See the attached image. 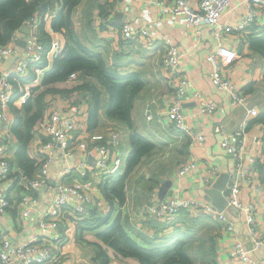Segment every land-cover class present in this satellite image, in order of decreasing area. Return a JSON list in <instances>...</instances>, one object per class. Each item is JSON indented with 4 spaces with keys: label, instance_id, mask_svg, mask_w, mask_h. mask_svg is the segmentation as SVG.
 Wrapping results in <instances>:
<instances>
[{
    "label": "crops",
    "instance_id": "crops-1",
    "mask_svg": "<svg viewBox=\"0 0 264 264\" xmlns=\"http://www.w3.org/2000/svg\"><path fill=\"white\" fill-rule=\"evenodd\" d=\"M43 1H46L47 4L45 10L47 15L42 19L41 25H43L46 35L41 32V36L46 45H49L46 54L48 66L39 70L37 77L28 82V86L25 88L36 86L41 89L46 88V86L41 85L43 75L52 66L55 54L65 45L63 33L54 30L52 27V21L61 8L60 0ZM190 1L195 6L199 2V0ZM247 1L233 0L220 21L226 25L237 24L245 10ZM117 13H122L120 18L116 16ZM109 17H113L114 23L107 20ZM72 18L76 32L86 46L101 52L109 64L114 61V65L119 67L122 72H140L145 81L144 88L135 100L132 118L134 128L152 139L155 148L145 156L142 163L135 169L136 171L139 167L146 168L143 171L145 174L140 176L142 179L139 178L142 181L132 183L134 171L127 185V201L123 205L117 204L114 210L115 213L121 212L123 220L130 229L129 232L139 240H141L142 235L162 237L170 234L177 235L178 233L181 235L200 233L196 239L203 240L204 245L201 253L192 256V260L196 264H224L230 257L231 242L240 240L248 254L264 264V243L260 247H255L254 244L256 239L264 236V56L252 47L251 42L252 37L257 38L260 34H254L252 31L247 33L234 32L225 37L227 45L236 49L238 53L231 66L225 65V73L249 95L253 105L258 108L259 115L253 117L245 107L232 105L228 92L218 88L212 82L211 65L206 61V55L216 46V42L208 26L204 25L199 29L187 25L182 19H160L157 10L152 8L147 0H82L74 9ZM124 20L137 21L139 24L146 25L153 35L171 36L184 53L181 61V75L190 78L199 91L216 102V111L213 113L202 112L199 101L195 97L190 96L184 102L183 113L186 119L196 131L205 136V141L202 144H192L185 133L169 126L164 119V109L177 96L160 64L163 52L162 42L151 44L149 38L146 37L129 41L123 39L120 24ZM259 25L261 22L256 23L253 28ZM24 35L25 32H22L20 40L24 39ZM55 42L60 45L58 51L53 49ZM17 49L20 53L24 49V45L19 41ZM15 59L16 55L14 54L7 56L3 67L13 71ZM81 83L82 81L78 79H67L53 84L61 91L50 93L46 97L47 110L53 105H59L71 109L76 114L79 125L72 139L75 143L81 139L90 141L93 135L106 134L109 129L108 125L114 123L122 131L121 149L125 152L126 157L131 150L128 140L130 128L124 123L108 118L105 110L102 109L99 126L94 131H90L88 129V115L91 95L86 89L78 88ZM18 93L19 90L17 95H19ZM152 100L156 101L151 104L152 119H147L146 108ZM22 105L19 99H16L12 104L11 116L14 120L16 110H20ZM243 122L248 124L243 166L250 170V174L240 179L238 199L243 207H249L253 213L254 232H250L247 212L242 208L228 212V215L235 222L234 232L225 231L209 217H205L203 220L198 219L199 224L194 227H190L184 222L175 223L169 227L163 226L145 211V205L148 201L160 199V185L166 179L172 180V186L166 197H198L206 200L202 195L203 187L199 184L204 183L205 173L213 165L217 166L219 176L223 172L231 173L233 171L234 158L221 148L220 143L225 136L236 131ZM47 140L49 137L38 131L36 123L33 135L27 145V153L35 160L36 164L38 162L35 151L41 142ZM17 141L15 135L10 146L11 162L14 168L24 172L17 158ZM94 142L104 144L105 140ZM52 153L55 155L49 173V182L52 186L59 182H72L74 179H82L76 170L65 175L60 173L62 169L73 164L76 159L81 158L88 164L93 161L91 155L81 151L75 155L72 154V156H61L59 148H55ZM125 157L124 164L118 172L120 174L126 168ZM251 157L255 159L253 169L249 163ZM189 158L197 161L198 168L187 175L176 176L174 173L178 165ZM156 172L161 178L155 186V182L150 180V177ZM83 179L89 180L93 185L91 206H95L100 212L110 211L112 206L102 188L107 177H102L99 173L90 170ZM4 187L8 189L10 205L6 213L0 216V239L4 235L15 236L20 240L37 236L38 231L35 224L22 225L20 223L18 216L20 188L8 181L4 182ZM36 196L38 202L35 206L34 220L38 219L39 215L41 216V212L45 211L49 203L47 195L36 194ZM81 219L82 217L64 210L61 229L67 241L63 247L66 257L65 264H98L95 260V245L98 243L107 249L109 255L107 264H141L138 258L122 256L104 244L97 236V232L84 229L81 233V240L78 239V230L82 226L78 220Z\"/></svg>",
    "mask_w": 264,
    "mask_h": 264
},
{
    "label": "built area",
    "instance_id": "built-area-1",
    "mask_svg": "<svg viewBox=\"0 0 264 264\" xmlns=\"http://www.w3.org/2000/svg\"><path fill=\"white\" fill-rule=\"evenodd\" d=\"M233 0H199L195 6L190 0H147L148 4L157 10L158 18H171L173 20L182 19L187 25L200 29L208 26L216 42L206 55V61L211 65V78L215 86L226 90L230 101L234 106H243L253 117L259 115V110L253 105L249 95L245 93L225 73V65L231 66L236 60L238 53L236 49L229 47L225 37L229 33L252 31L253 26L261 22L264 25V0H248L240 21L235 25L222 23L221 17L229 8ZM47 15L35 13L26 20L24 25L29 27V32L24 35V49L20 53L17 43L21 39V28L14 31L7 44L0 45V216L5 214L10 205L8 189L4 187V182L20 188V198L18 200L19 219L22 225L35 224L38 235L29 239L20 240L18 237L4 235L0 239V264H65L66 257L63 252L66 236L61 227L64 210H68L73 215L89 214L92 205L93 188L89 180L83 179L88 171H94L102 177L115 174L120 171L124 164L125 152L121 149L123 134L120 128L108 129L104 135H93L91 140L81 139L73 142L72 139L78 129L79 120L71 109L53 105L46 109L44 116L38 120L37 129L49 137V140L41 142L35 153L38 168L34 175H27L25 172L17 170L11 162L10 146L14 139L12 129L14 119L11 116V106L16 99L23 104L32 94V89L28 83L19 84V95L16 86L11 81V75L17 74L27 76L31 66L41 63L45 53V44L40 35V25L42 19ZM113 20L109 17L107 20ZM110 22V21H109ZM123 39L135 40L139 38H149V43L162 42L163 52L160 64L165 70L168 81L173 85L177 98L164 109V119L166 123L176 130L182 131L188 136L192 144H202L205 136L196 131L186 119L183 113L185 100L192 96L197 98L202 112L213 113L216 111V102L205 96L197 89L193 81L181 75V61L184 53L177 43L168 35H153L150 29L137 21L124 20L120 24ZM58 42L53 44V49L58 51ZM16 55L13 71L5 69L3 64L9 55ZM41 70L36 68V73ZM78 73H72L69 80H76ZM146 108L147 119H152L151 104ZM52 102L50 101V104ZM50 106V105H49ZM247 123H241L240 127L233 133L225 136L221 141V148L234 158L233 171L230 173L229 183L226 186L225 194L228 197V205L223 211L216 210L213 205L198 197H165L164 199H152L145 205V211L159 220L165 221L173 219L182 210L190 212L192 215L199 213L211 214L227 232L235 231V222L228 215L233 209H245L247 212V222L250 232H254V216L249 207H243L238 199L240 190V179L250 174V170L243 166L246 146ZM104 139L105 143H95ZM59 148L60 155L72 156L81 151L93 157L91 164L79 158L60 171L61 175L71 173L73 170L79 172L82 179H74L72 182H59L52 186L49 182L55 155L52 150ZM251 168H254L255 159H249ZM198 168L195 159L189 158L182 162L175 170L176 176H184ZM204 184L211 186L218 178L219 170L216 165L207 169ZM36 194L47 195L49 203L41 216L34 220L35 206L38 202ZM230 206L233 209H230ZM1 224V218H0ZM264 243V236L254 241L255 247H260ZM230 257L224 264H261V262L248 254L240 240L232 241L230 244Z\"/></svg>",
    "mask_w": 264,
    "mask_h": 264
},
{
    "label": "trees",
    "instance_id": "trees-1",
    "mask_svg": "<svg viewBox=\"0 0 264 264\" xmlns=\"http://www.w3.org/2000/svg\"><path fill=\"white\" fill-rule=\"evenodd\" d=\"M81 1L60 0L61 8L52 21V27L63 33L65 45L55 54L52 66L43 75L41 85L46 88L31 87L32 94L23 103L22 108L16 110L12 129L18 140V162L27 175L32 176L36 173L38 164L28 155L27 145L33 135L34 126L46 112V97L50 93L61 91L53 84L69 80L72 73H78L77 79L82 81L78 88L86 89L91 95L88 129L94 131L99 126L100 112L104 109L108 118L124 123L131 131L128 135L131 150L125 157V171L121 174L117 172L107 175V179L102 184L112 207L108 212H100L95 206H91L88 215H78L82 217L78 220L82 224L78 230V239L81 240L82 231L88 229L97 232V236L104 244L122 256L138 258L141 264H196L192 256L201 253L204 241L196 239L195 233L183 235L178 233L162 237L142 235L139 240L129 232L130 229L123 220L121 212H114L117 204L123 205L127 201V185L130 176L145 156L154 150L155 143L134 128L132 118L135 100L145 86L143 76L138 71L122 72L114 65V61L109 64L101 52L89 48L81 41L72 18L74 9ZM45 2L43 0H0V45L7 44L14 31L21 28L35 13H44L47 5ZM109 21L114 23L112 19ZM41 32L46 35L43 25H40V35ZM252 32L260 34L257 38H251L252 47L264 56V25L252 28ZM44 44L46 53L49 45L45 42ZM47 66L48 60L45 55L41 63L31 66L27 76L12 74L11 81L15 84L17 91L20 83L31 82L37 77L36 68L45 69ZM158 174L156 172L150 177V180L155 182V186L160 182L161 177ZM205 217H209L222 227L211 214L192 215L185 210L170 220L162 221L156 217L154 219L163 226L169 227L175 223L184 222L194 227ZM83 223L86 224L83 225ZM95 246L96 262L107 264L109 262L107 249L99 243Z\"/></svg>",
    "mask_w": 264,
    "mask_h": 264
},
{
    "label": "water",
    "instance_id": "water-1",
    "mask_svg": "<svg viewBox=\"0 0 264 264\" xmlns=\"http://www.w3.org/2000/svg\"><path fill=\"white\" fill-rule=\"evenodd\" d=\"M120 14L117 13V17L120 18ZM22 31L25 33L29 32V27L27 25H23L21 27ZM21 44H25V41L19 40ZM230 179V172H223L220 174V176L212 183L211 186H205L204 183H200L203 187L202 195L204 198L209 201L213 207L218 211H223L227 205H228V197L225 194V189L227 184L229 183ZM172 186V180L166 179L161 185L159 190V197L160 199H164L169 191V189ZM230 209H233L232 206H230Z\"/></svg>",
    "mask_w": 264,
    "mask_h": 264
},
{
    "label": "rangeland",
    "instance_id": "rangeland-1",
    "mask_svg": "<svg viewBox=\"0 0 264 264\" xmlns=\"http://www.w3.org/2000/svg\"><path fill=\"white\" fill-rule=\"evenodd\" d=\"M107 125H108V123H107ZM109 127L108 128H110V129H113V128H117L118 126L117 125H114V123H110L109 125H108ZM118 128H120V127H118ZM146 168L145 167H139L136 171H135V173L134 174H132L133 175V179H132V183L133 182H140V181H142L141 179V175L142 174H145L143 171L145 170ZM147 169H149V168H147ZM152 175V174H151ZM134 177H136V178H134ZM139 178H141V179H139ZM203 233V232H202ZM201 233V234H202ZM198 235H200V233H197L196 234V236H198ZM197 243V242H196Z\"/></svg>",
    "mask_w": 264,
    "mask_h": 264
}]
</instances>
